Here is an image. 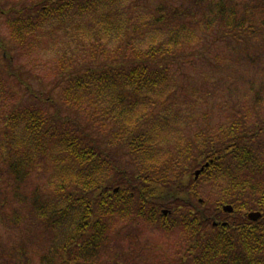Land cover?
<instances>
[{
    "label": "trees",
    "instance_id": "1",
    "mask_svg": "<svg viewBox=\"0 0 264 264\" xmlns=\"http://www.w3.org/2000/svg\"><path fill=\"white\" fill-rule=\"evenodd\" d=\"M127 1L3 0L0 26L6 24L4 15L10 16L8 38L0 37V83L7 85V78H13L25 85L33 75L23 62L18 64V51L22 46L31 49L35 33L48 18L73 10L78 15L99 11L107 34L124 21L120 11ZM147 1L131 0L133 13L145 8ZM188 1L190 6L180 10L169 7V0H159L151 15L125 19L121 32L128 34L119 35L116 48L87 44L80 59L72 54L61 58V66L54 70L56 102L53 90L46 95L34 91L24 99L23 108L15 106L6 114L0 126V154L10 178V195H0V217L6 212L8 222L18 224L17 210L25 206L27 214L44 224L52 239L39 257L41 264H98L113 217L134 224L143 220L170 233L180 229L184 240L180 235L167 264H264V183L260 180L264 164L262 148L252 144L259 140L257 133L250 126L246 132L232 127L224 138L214 141L202 130L194 144L183 145V137L176 140L180 129L166 120L167 126L158 130L164 144L157 150L152 131L147 134L130 127L128 114L143 112V104L150 103V92L168 82L167 69L177 63L173 48L196 37L189 26L196 23L198 10L207 12L197 24L202 29L213 25L211 39L199 43L209 46L243 44L255 31L254 11L264 8V0H240V7L236 0H217L214 6L213 1L208 5L206 0ZM110 14L118 17L119 24L107 23ZM10 90L0 87V95ZM27 91L31 92L26 86L23 92ZM99 103L109 104L108 112L116 113L114 129L104 131L102 140L92 116L81 123L82 109L89 115L87 110L95 104L99 110ZM111 149L117 159L109 154ZM47 155L54 161L56 177L45 186L28 183L35 161ZM204 178L219 190L213 204L196 188ZM24 186L29 194L22 192ZM224 205H231L233 211L224 212ZM163 209L169 210L167 215ZM251 211H259L261 218L250 220ZM22 258L29 259L26 252ZM24 263L30 264L29 260Z\"/></svg>",
    "mask_w": 264,
    "mask_h": 264
},
{
    "label": "rangeland",
    "instance_id": "2",
    "mask_svg": "<svg viewBox=\"0 0 264 264\" xmlns=\"http://www.w3.org/2000/svg\"><path fill=\"white\" fill-rule=\"evenodd\" d=\"M158 1L148 0L145 8H137L133 13L131 0H128L125 9L120 13L124 21L127 18L134 20L141 15L149 16ZM212 1L214 6L217 0L204 2L208 5ZM229 3L231 6L235 4ZM238 3L242 1L236 0V4ZM168 4L169 7L179 6L180 10L190 6L188 0H169ZM0 5L3 6L4 2ZM230 5L228 4L229 8ZM86 12L78 15L73 10L66 16L61 15L58 18L57 15H53L35 33L36 38L31 41V49L24 46L20 48L18 64L21 66L23 62L25 67L32 69L33 75L24 81L31 92L24 93L26 86L13 82V78H7V85L0 83V87L11 88L8 94L0 95V126H3L6 114L8 115L15 106H19V109L23 108L27 103L24 99L31 96L34 91L46 95L53 90L51 95L56 102L59 97L58 84L55 87L54 70L55 67L61 66L59 64L61 58H67L72 54L77 60L80 59L85 54L81 49L87 44L103 43L109 49L116 48L121 38L128 34L127 31L124 34L123 31L121 32L122 24L125 22L121 21L119 24L118 17H114L113 14L109 15L107 23L112 26L119 25L105 34L103 27L105 20L99 17V11L93 14L88 10ZM206 12L205 9L198 10L195 15L196 23L189 26L192 27L197 38L173 48V52L177 54V63L167 69L168 82L164 83L163 88L150 92V103L148 106L143 104V112L136 110L135 115L128 114L129 122H132L130 127L133 130L141 128L147 134H151L152 131L157 136L156 149L159 150L163 147L164 139L160 141L158 130L161 126H167L164 123L166 120L173 121L174 128L180 129L181 136L178 134L176 140L183 137L180 140L183 145L194 144L202 130L216 141L224 138L232 127L237 132H246L250 126L252 131H255L254 134L257 133L255 136L259 137V140H253L252 144L253 147L262 148L260 153L264 164V131L258 133L259 127L264 125L263 5L254 11L255 31L245 37L243 44L234 41L230 44L219 42L209 46L207 43L199 44L210 40L213 36L211 31L213 25L211 28L202 29L197 24ZM9 16L4 15L6 24L0 26V37L8 38L9 31L6 26ZM215 24L219 25V21ZM204 35L206 39L203 38ZM201 50L202 54H198ZM88 100L89 96L86 97V101ZM95 105L87 110L88 114L91 113L89 115L81 108L83 111L81 123H85L89 120V116H92L95 126H100L96 134L99 135L101 132L102 140L104 131L114 129L112 122L116 113L108 112L109 104L99 103V110L94 109ZM149 139H151L150 135ZM109 154L113 159H117L112 149ZM33 165L28 183L45 186L49 184L51 178L56 177L53 176L54 161L49 155L41 157ZM65 165L68 166L69 163ZM260 180L264 183V169ZM9 186L10 178L5 170L3 155L0 154L1 198L10 195ZM196 188L209 203L213 204L219 199V190L213 182L205 178L197 183ZM22 192L29 194V189L24 186ZM25 217L27 218L24 219ZM17 219L19 223L11 225L8 222V213L4 212L0 217V264H25L26 260H29L30 264H41L39 257L47 252L52 235L44 229L41 221L27 214L25 206L17 210ZM135 223H139V228L135 227L136 224L127 222V219L112 218L108 244L101 249L98 264H167L170 261L168 258L178 248L180 235L184 240L180 229L170 233L171 230L156 229L143 220ZM25 252L29 259L22 258Z\"/></svg>",
    "mask_w": 264,
    "mask_h": 264
},
{
    "label": "water",
    "instance_id": "3",
    "mask_svg": "<svg viewBox=\"0 0 264 264\" xmlns=\"http://www.w3.org/2000/svg\"><path fill=\"white\" fill-rule=\"evenodd\" d=\"M204 166H208V163H206ZM204 166L201 167L199 170H197V171L195 172V177H198L200 171L203 170ZM116 190H117V189H116ZM223 211H224V212H228V213H230V212L233 211V208H232L231 205H224V206H223ZM162 212H163V214H167V210H163ZM260 216H261V213H260V212H251V213L248 214V217H249L250 219L254 220V221L257 220ZM214 224H216V223H214Z\"/></svg>",
    "mask_w": 264,
    "mask_h": 264
},
{
    "label": "snow or ice",
    "instance_id": "4",
    "mask_svg": "<svg viewBox=\"0 0 264 264\" xmlns=\"http://www.w3.org/2000/svg\"><path fill=\"white\" fill-rule=\"evenodd\" d=\"M3 2V0H0V3H2Z\"/></svg>",
    "mask_w": 264,
    "mask_h": 264
}]
</instances>
